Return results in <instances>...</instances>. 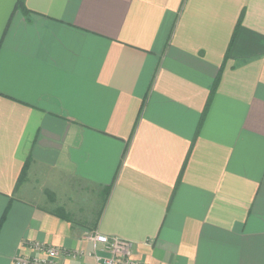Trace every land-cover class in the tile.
Segmentation results:
<instances>
[{
  "label": "crops",
  "instance_id": "0c3cea01",
  "mask_svg": "<svg viewBox=\"0 0 264 264\" xmlns=\"http://www.w3.org/2000/svg\"><path fill=\"white\" fill-rule=\"evenodd\" d=\"M17 1L0 264L33 242L96 264L89 232L151 264H264V0Z\"/></svg>",
  "mask_w": 264,
  "mask_h": 264
},
{
  "label": "built area",
  "instance_id": "2783aa9c",
  "mask_svg": "<svg viewBox=\"0 0 264 264\" xmlns=\"http://www.w3.org/2000/svg\"><path fill=\"white\" fill-rule=\"evenodd\" d=\"M91 243V256L96 264H151L134 256L135 243L115 236L89 232L84 236ZM148 245V243H144ZM31 256L17 255L13 264H74L83 251H69L53 245L33 242L28 245ZM64 258V261H61Z\"/></svg>",
  "mask_w": 264,
  "mask_h": 264
},
{
  "label": "trees",
  "instance_id": "16d2710c",
  "mask_svg": "<svg viewBox=\"0 0 264 264\" xmlns=\"http://www.w3.org/2000/svg\"><path fill=\"white\" fill-rule=\"evenodd\" d=\"M16 8H18L19 10H21L25 14L28 13V11L25 9V6H24V0H18L17 1V5H16ZM214 87H215V84H214ZM25 174H26V167L24 166V168L22 170V173L20 175L18 184H19V182H21L23 180V178L25 177ZM106 191L109 192V187H106Z\"/></svg>",
  "mask_w": 264,
  "mask_h": 264
}]
</instances>
